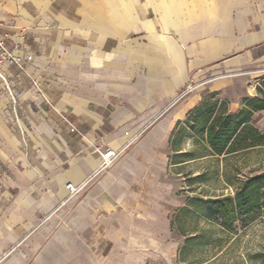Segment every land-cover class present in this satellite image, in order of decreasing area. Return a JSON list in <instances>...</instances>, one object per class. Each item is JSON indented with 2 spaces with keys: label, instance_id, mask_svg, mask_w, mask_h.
I'll return each mask as SVG.
<instances>
[{
  "label": "crops",
  "instance_id": "0c3cea01",
  "mask_svg": "<svg viewBox=\"0 0 264 264\" xmlns=\"http://www.w3.org/2000/svg\"><path fill=\"white\" fill-rule=\"evenodd\" d=\"M0 36L23 43L37 84L0 68V264L164 253L170 167L195 160L176 132L195 130L207 93L226 99L204 134L262 87L264 0H0ZM108 148L122 154L68 197Z\"/></svg>",
  "mask_w": 264,
  "mask_h": 264
},
{
  "label": "rangeland",
  "instance_id": "374dc122",
  "mask_svg": "<svg viewBox=\"0 0 264 264\" xmlns=\"http://www.w3.org/2000/svg\"><path fill=\"white\" fill-rule=\"evenodd\" d=\"M260 84L263 87L264 81ZM215 94H206L210 106L197 113L195 130L189 127L191 132L186 128L176 132V145L192 149V154L186 153L184 158L195 160L170 167L168 179L174 201L168 206V216L173 226L167 250L154 254L148 264H262L264 261V108L254 111L249 123L256 129L251 134L262 136L260 145L231 154L213 155L205 142V125L215 110L214 103L226 99ZM255 96L260 93L257 91ZM224 103L223 100L221 105ZM227 110L221 108L216 115L235 114L227 113ZM170 158L172 162L176 160L174 156ZM199 173H203L202 178L191 180ZM4 176L7 175L0 166V192ZM254 177L258 178L252 182ZM250 182L258 194L259 204L248 215L231 214L228 225L223 226L220 216L202 213L209 211V204L203 201L233 198L236 191ZM198 199L202 200L198 202ZM201 231H205L207 243L183 247L187 237Z\"/></svg>",
  "mask_w": 264,
  "mask_h": 264
},
{
  "label": "trees",
  "instance_id": "16d2710c",
  "mask_svg": "<svg viewBox=\"0 0 264 264\" xmlns=\"http://www.w3.org/2000/svg\"><path fill=\"white\" fill-rule=\"evenodd\" d=\"M258 92L260 96L247 98L245 107L240 109L237 113L215 115L211 119L205 134V142L211 154L221 156L222 154H231L239 150H245L260 145L262 136L260 137L259 134H256L254 137L251 133L256 132V129L249 124L251 114L256 110L264 108V85L258 88ZM246 131H248L249 134L244 136ZM237 145L239 146L235 149ZM187 154L191 155L192 152H188ZM192 158L193 157H191V159ZM202 176L203 173H199L191 177V180L200 179ZM260 176L263 177V175ZM257 178L254 177L251 181L254 182ZM253 187V183L250 182V184L245 186L242 190L236 191L233 198L218 197L203 201L209 204V211L207 213L202 211V213L207 216H220L221 224L227 226L231 214L237 213L246 216L259 204L258 194L254 191ZM198 200V202H200L202 199ZM190 202L193 203L194 200L190 199ZM172 226L173 223L170 221V229H172ZM207 242L208 237H206L205 231H201L187 237L183 247L188 244L195 246L204 245ZM183 247L181 249H183ZM262 264H264V261Z\"/></svg>",
  "mask_w": 264,
  "mask_h": 264
},
{
  "label": "built area",
  "instance_id": "2783aa9c",
  "mask_svg": "<svg viewBox=\"0 0 264 264\" xmlns=\"http://www.w3.org/2000/svg\"><path fill=\"white\" fill-rule=\"evenodd\" d=\"M33 56L30 53H25L23 49V43L19 40H12L10 42L7 41L5 36H0V68L3 66L6 67H15L18 70V76L27 77L32 85L37 86L35 79L28 72V65L32 61ZM0 79L7 85L6 76L0 71ZM200 86V83H190L185 86L183 90H181L175 97V100H178ZM70 131H76V128L70 124ZM96 153L100 157V164L96 171L87 177L84 181L73 184L71 182H67L65 184V189L68 191L67 196L71 197L79 192L85 187L87 182L97 173L107 169L110 167L122 154V149L113 150V149H105L98 150L96 149Z\"/></svg>",
  "mask_w": 264,
  "mask_h": 264
}]
</instances>
